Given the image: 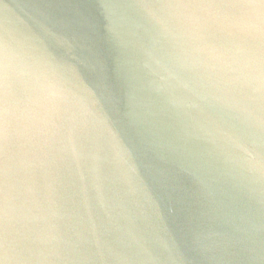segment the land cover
Returning <instances> with one entry per match:
<instances>
[{
    "label": "water",
    "instance_id": "1",
    "mask_svg": "<svg viewBox=\"0 0 264 264\" xmlns=\"http://www.w3.org/2000/svg\"><path fill=\"white\" fill-rule=\"evenodd\" d=\"M216 2L0 0L75 106L0 141V264H264V85Z\"/></svg>",
    "mask_w": 264,
    "mask_h": 264
},
{
    "label": "clouds",
    "instance_id": "2",
    "mask_svg": "<svg viewBox=\"0 0 264 264\" xmlns=\"http://www.w3.org/2000/svg\"><path fill=\"white\" fill-rule=\"evenodd\" d=\"M180 7H204V4ZM227 31L245 38L236 59L241 78L264 85V0H218L207 5ZM73 94L58 67L33 47L0 33V141L38 137L55 109L74 117Z\"/></svg>",
    "mask_w": 264,
    "mask_h": 264
}]
</instances>
